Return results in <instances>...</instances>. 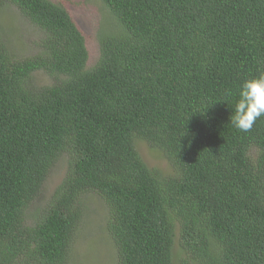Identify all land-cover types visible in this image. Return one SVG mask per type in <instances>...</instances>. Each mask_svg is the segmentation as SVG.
Returning a JSON list of instances; mask_svg holds the SVG:
<instances>
[{
    "label": "trees",
    "instance_id": "16d2710c",
    "mask_svg": "<svg viewBox=\"0 0 264 264\" xmlns=\"http://www.w3.org/2000/svg\"><path fill=\"white\" fill-rule=\"evenodd\" d=\"M100 1L88 67L64 5L0 0L43 34L26 58L0 38V264H69L95 196L116 264H264V116L231 124L241 85L264 73V0ZM37 71L55 83L33 87Z\"/></svg>",
    "mask_w": 264,
    "mask_h": 264
},
{
    "label": "rangeland",
    "instance_id": "374dc122",
    "mask_svg": "<svg viewBox=\"0 0 264 264\" xmlns=\"http://www.w3.org/2000/svg\"><path fill=\"white\" fill-rule=\"evenodd\" d=\"M61 3L74 18L79 29L87 39L89 51L88 67H92L99 57L96 33L109 19L106 8L100 0H52ZM103 22V23H102ZM42 32L25 19L15 6L6 4L0 7V38L17 58L39 55ZM54 78L46 72L37 71L32 75L33 87L54 84ZM143 160L151 167L166 171L167 162L146 144H138ZM66 158H60L44 183L40 193L38 209H42L48 198L62 182L67 171ZM90 216L78 228L70 251L69 264H116V250L107 233L108 216L99 198L90 197L88 201ZM37 210L32 209L30 212ZM181 257V256H178ZM177 263V261H176Z\"/></svg>",
    "mask_w": 264,
    "mask_h": 264
},
{
    "label": "clouds",
    "instance_id": "9594fccd",
    "mask_svg": "<svg viewBox=\"0 0 264 264\" xmlns=\"http://www.w3.org/2000/svg\"><path fill=\"white\" fill-rule=\"evenodd\" d=\"M233 110L231 124L242 132L251 130L254 122L264 116V73L243 82Z\"/></svg>",
    "mask_w": 264,
    "mask_h": 264
}]
</instances>
